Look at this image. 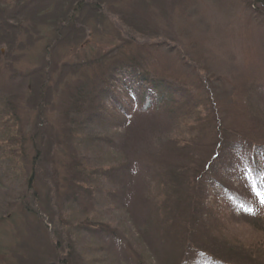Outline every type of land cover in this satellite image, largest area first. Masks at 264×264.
<instances>
[{"label": "rangeland", "instance_id": "1", "mask_svg": "<svg viewBox=\"0 0 264 264\" xmlns=\"http://www.w3.org/2000/svg\"><path fill=\"white\" fill-rule=\"evenodd\" d=\"M127 59L140 60L158 78L185 88L193 102V122L200 123L194 110L201 111L207 121L214 116L215 107L230 129H264L244 119L245 97L257 101L264 94V23L248 11L243 0H0V94L11 98L16 109L28 141V159L38 160L29 175L34 181L30 192L23 183L14 184L11 177L0 178V264H52L59 255L57 239L63 241L62 250L67 249L80 231L77 226L67 228L60 220L69 210L64 196L72 187L67 161L77 151V140L70 132L73 123L62 121L61 115L79 89L95 92L101 75ZM75 66L77 69L68 70ZM62 75L67 80L60 84ZM253 87L256 94H251ZM258 109L257 104L252 106V110ZM167 123L164 116L139 112L120 145L126 162L121 170L126 172L123 179L95 182L101 184L98 197L104 189L124 190L110 217V210L98 204L100 216L111 219L106 222L110 236L82 231L78 241L75 237L81 246L88 244L85 237L92 236L100 264H173L169 263L172 256L180 264L188 256L200 258L209 243L198 224L196 232L187 236L191 213L188 217L184 210L193 198L201 205L205 201L207 207L216 201L217 222L226 224L228 218L234 222L216 226L215 219L210 224L209 236L220 237L216 250H229L221 228L236 230L240 238L234 245L240 239L246 243L249 237L243 233L247 230L255 232L250 238L255 241L262 235L264 208L259 213L250 211L252 219L237 217L217 189L188 185V202L174 190L166 202H160L161 191L165 193L167 188L159 186L161 179L183 159L180 150L167 141L171 133ZM200 127L186 129L184 134L186 140H194L189 149L197 155L204 173L216 154L210 147L215 145L216 130ZM86 133L81 131L80 138ZM94 134L121 133L95 130ZM114 158L119 161L118 156ZM104 161L97 165L105 167ZM176 173L168 177L173 179ZM20 190L26 199L19 200L21 194L16 193ZM159 203L166 205L165 212L156 214ZM239 225L243 227L236 229ZM70 233L73 236H67ZM257 244L263 247L264 241ZM241 255L249 254L241 250ZM255 260L264 264V254Z\"/></svg>", "mask_w": 264, "mask_h": 264}, {"label": "trees", "instance_id": "2", "mask_svg": "<svg viewBox=\"0 0 264 264\" xmlns=\"http://www.w3.org/2000/svg\"><path fill=\"white\" fill-rule=\"evenodd\" d=\"M243 2L248 11L259 17L264 23V0H243ZM257 4L261 5L262 8H256ZM133 29L135 30V28ZM66 30L69 28L67 27ZM63 69V73H66V66ZM73 69H77V66L68 70ZM60 79V84L67 80L63 75ZM99 80V84L94 88L95 92L90 93L87 87L79 89L77 94L72 96L69 107L61 115L62 121L73 123L74 128L70 131L71 138L77 140L79 149L76 146L77 151L67 161V170L71 173L70 184L72 187L71 193L64 196L69 210L67 213L61 214L60 220L62 225L67 228L77 226L80 231L76 236L71 233L67 234V236H73L67 245V249L62 250L63 241L57 239L60 243L57 242L59 255L52 264H100L92 244V236L84 238L89 245L79 246L77 241L80 239L79 236H82V231L91 232L93 236H96L97 233L111 235L109 225L106 223L111 219L105 220L100 216L98 204L102 203L107 211L110 210L107 213L110 217L111 211H115L118 207L115 204L124 196V190L104 189L101 197H98L97 189L101 184L96 185V183L98 181L110 183L113 179H123L126 172L125 169L121 170L126 162L123 152L121 153L120 145H123L122 139L130 121L134 120V117H137L141 111L147 115L167 118V126L171 127L170 138L167 141L170 140L169 144L172 145V148L179 149V155L181 154L183 157L176 170L169 172L166 170L167 179L164 177L161 179L162 182L159 186L163 184V187L167 188H164L166 189L165 193L161 191L163 198H160V202H166L170 198V190H174L179 197H185V201L188 202L186 200L188 185H204L205 190L210 188L216 192L217 189L223 195L224 204H227L228 209L231 206L237 217L239 215L248 216L252 219L249 210L257 213L262 211L264 208V129L251 128L249 132L230 129L223 123L222 118H219L220 115L215 107L214 116L207 121L205 119L208 117H202L201 111L194 110L199 115L200 123L193 122V119L196 120L191 108L193 102L187 95L186 89L158 78L138 59H127L113 64L111 70L101 75ZM253 91L256 94L255 87L251 88V94ZM94 93L95 96L90 98L89 96H93ZM260 96L261 99H264V94ZM249 97H245L244 100L245 108L243 109L246 111L244 119L264 126V108L260 107L263 100L256 98L259 101H253L252 97ZM10 99L0 94V178L9 180L11 177L14 179V184L23 183V187H27L28 192H30L34 181H32L33 178L29 179V175L30 172H34L38 160L30 161L28 159L26 153L28 141ZM254 104L259 106L257 111L252 110ZM188 108H191L190 112H188ZM227 111L225 110L226 113ZM249 111L251 112L249 113ZM200 126H212L216 130L215 145L210 146L215 148L216 154L214 153L213 160L204 170V173L201 172L204 168L200 169L198 166L197 155L189 149L194 140H186L184 134L186 129L194 130L195 127L201 128ZM95 130L118 131L121 134L102 136L94 134ZM81 131L88 132L83 139L79 136ZM99 145L101 149H99ZM101 151L103 152L102 155ZM37 156H40L39 153ZM114 156H118L119 161ZM102 159H106L104 161L105 167L97 165L101 163ZM123 160L124 162H122ZM171 173H176L173 179L168 177ZM21 192L20 190L16 193V195L21 194L19 200L26 199ZM27 194L25 192V195ZM193 200L194 198L192 204L186 205L184 210L185 215L188 213V217L191 213L187 236L196 232L198 224L203 235L207 236L209 246L199 255L200 258L196 255L190 259L189 256L187 258L185 255L186 261L181 258L182 263L180 264H187L189 260H191L189 264H261L255 259L264 254V246L259 247L257 244L260 240L264 241L263 229L259 230V235H262L256 236V241L250 239L255 232L247 230L243 233L249 237L246 243L241 242L240 239L239 244L235 243L234 245V240L240 238L234 233L236 230L225 231L221 228L219 230L221 235L228 238L226 247L229 250H227L228 253L220 252V250H216V242H220V237L218 235L209 236V226L215 219L216 226L227 227L234 222L228 218L230 215L226 214L223 216H227L228 223L217 222V216L220 214L216 201L207 207L205 201L201 205L197 199ZM165 207V204L159 203L156 214L165 212ZM242 227L239 225L236 229ZM243 234L240 232L241 238L244 237ZM211 244L214 249H212ZM255 246L258 247L255 248ZM76 248L84 252L80 253ZM241 250H246L249 255H241ZM218 255L223 256V259ZM246 256L252 258H242ZM196 257L197 259H194ZM179 260L180 257L178 262ZM169 263L178 264L173 256Z\"/></svg>", "mask_w": 264, "mask_h": 264}, {"label": "snow or ice", "instance_id": "3", "mask_svg": "<svg viewBox=\"0 0 264 264\" xmlns=\"http://www.w3.org/2000/svg\"><path fill=\"white\" fill-rule=\"evenodd\" d=\"M249 211H251V210H249Z\"/></svg>", "mask_w": 264, "mask_h": 264}]
</instances>
